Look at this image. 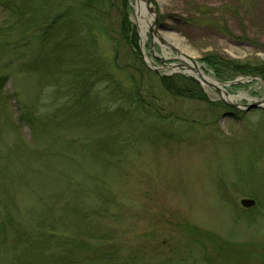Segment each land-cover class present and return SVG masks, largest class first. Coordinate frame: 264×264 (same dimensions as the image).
Instances as JSON below:
<instances>
[{"label":"rangeland","instance_id":"1","mask_svg":"<svg viewBox=\"0 0 264 264\" xmlns=\"http://www.w3.org/2000/svg\"><path fill=\"white\" fill-rule=\"evenodd\" d=\"M64 1L86 25L92 65L103 67L107 80L99 72L85 83V104L94 113L85 115L79 108L64 110L74 100L66 96L67 90L74 92L72 83L67 88L69 80L61 90L52 86V78L23 72V67L37 64L34 56L0 65V155L10 157L11 170L6 174L0 159V193L23 216L20 223L32 231H48L46 221L39 227L44 205L54 203L68 182L79 183L78 193L83 194V187L90 201L97 191L94 181H100L119 201L115 227L120 236L114 241L125 250L141 251L136 264H264V113L230 107L193 70L168 66L183 53L213 81L241 79L230 86L218 84L232 98L222 95L226 101L245 105L248 99L264 100L263 74L245 75L232 68V63L238 68L264 63V0H149L156 18L145 0ZM18 2L30 13L43 4ZM8 7L9 0H0V33L10 23ZM122 13L124 26L136 33L135 48L120 37ZM24 33L28 35L17 26L1 39L16 53L33 55L34 40L24 47L16 42ZM2 41L0 62H5L14 51L4 56ZM134 52L141 62L134 60ZM138 69L155 76L138 80ZM177 77L190 83L173 82ZM159 78L177 89L166 92ZM105 84L115 97L131 95L140 84L144 98L154 104L143 114L144 121H155L154 115L170 117L156 121L177 130L185 142H134L128 127L110 126L111 116L100 115L99 107ZM112 92L104 97L108 103L115 102ZM226 112L231 116L222 118ZM120 132L121 148L107 164L97 141ZM116 161L121 162L118 167ZM243 198L253 199L254 205L242 207ZM14 256L0 244V264Z\"/></svg>","mask_w":264,"mask_h":264},{"label":"trees","instance_id":"2","mask_svg":"<svg viewBox=\"0 0 264 264\" xmlns=\"http://www.w3.org/2000/svg\"><path fill=\"white\" fill-rule=\"evenodd\" d=\"M42 1V6L33 8L30 13L24 5H22V8L18 6V0H9V15L7 17L10 23H7L2 33H0V40L2 41V34H4L3 36H9L12 30L17 26H21L28 35L25 36L26 33H24L16 42L24 47L29 40H34L37 49L33 55L16 53V48L9 41H2L4 56L13 51L14 54L11 55L12 57L10 56L11 58L8 56V60L4 59L5 62H0V65H10L13 61L24 59L26 56L29 58L34 56L37 64L33 63V65L23 67V72L33 71L41 73L45 78H52V86L61 90V87L65 86V83L69 80L67 88L69 89L72 83L74 92L69 94L70 92L68 93L67 90L66 96L67 99L72 97L74 100L73 104L69 106L71 108L64 107V110L75 112L76 108H79L82 114L84 112L85 115H94L92 111L89 112V108L85 104L84 99L87 94L85 83L90 78L95 77V73L98 74L99 72L103 80H107V73L103 67L92 65V46L89 41H86V39H89L88 29L86 25L82 24L81 19L77 16L78 13H75L71 5H66L68 7L65 4L63 5L64 0ZM106 1L99 0L101 4ZM51 5L52 7H50ZM31 14H33V17L27 18ZM122 14L123 16L119 22L122 28L120 37L130 48H135L136 33L133 27L124 26L125 15ZM79 15L80 17L83 16L80 13ZM132 57L135 61H140L137 52L132 53ZM226 64L228 65V63ZM232 66L237 71L239 70L241 74H263L264 76V63L262 62L254 66L243 64L240 68L235 63H232ZM89 69L90 71H88ZM138 71V80H140V77H153L151 74L154 75V72L149 69H138ZM73 75L75 77H72ZM174 81L177 84L190 83L184 77H177ZM159 83L165 91L172 89L173 86L177 89L175 85L169 86L166 84L164 78H159ZM140 88L141 85L138 84L137 87H134L131 95L115 97L114 92L109 91V85L105 84L99 92L100 97L102 95L99 99V107L102 111L100 115L111 116L108 118L111 121L110 126L113 123L115 126L128 127L134 142L139 141L166 146L185 142L186 139L180 136L177 130L169 129L165 123L159 124L156 121V119H162L168 122L171 120L170 117L154 115L155 121L149 124L144 121L146 117L143 114L146 113L148 107L154 106V104L144 98ZM111 92L115 102L111 99V102L108 103L109 100L106 101L104 97L106 94L111 96L109 95ZM176 92L174 94H177ZM185 94L179 92L178 96L187 97ZM156 101L155 99L153 102ZM111 105H113L112 108H110ZM255 111L264 113L262 109H255ZM148 118H152V116L149 115ZM50 119L46 118L48 121ZM44 121L45 118L41 120L42 125H44ZM120 134L121 132L118 135L111 133L97 141V145L102 148L101 153L102 151L105 153L102 159L107 164L112 161L108 158L118 154L117 152L121 148V145L117 143ZM122 144L123 148L127 146L124 142ZM0 159L5 163L3 167L6 174H11L8 165L10 157L2 154ZM113 163L117 165L118 161ZM94 183H96L95 189L97 191H94V194L90 196V201L85 199L87 193L85 190L84 195L83 187L81 188L83 194L78 193L79 183L68 182L65 187L66 190L54 197V203H50L49 206L44 205L42 215L45 217L40 218L41 225L39 227L45 225L43 223L46 221L48 225L45 226H48L49 230L45 232L40 228L37 231H32L22 225L20 217L23 216H17V212H14L16 208L15 205L11 207L10 197L5 192L0 193V244L9 248L15 255L8 264H136L141 259V251L125 250L122 244L114 241L116 236H120L115 227V223L119 221L118 217L120 216L117 213L119 208L118 199L106 192V187L105 185L102 187V182L94 181ZM55 226L63 228L62 231H57Z\"/></svg>","mask_w":264,"mask_h":264},{"label":"water","instance_id":"3","mask_svg":"<svg viewBox=\"0 0 264 264\" xmlns=\"http://www.w3.org/2000/svg\"><path fill=\"white\" fill-rule=\"evenodd\" d=\"M145 3H146V7H147L148 11L152 12L153 13V17L156 18L155 10H154V8H152L150 6L149 0H145ZM149 30H151V28ZM150 34H151V32H150ZM163 44L166 45V43H163ZM179 54H181V57L175 58L176 59V63H172V64H170L168 66L171 67V68H175V69H184L186 71L193 70V72L196 73L201 78L200 81H202L203 84H206V85L210 86L211 88H213L216 91V93L219 95L221 100H223L228 106L233 107V108H237V109H242V110H244L245 113L250 112L251 110H254V109H262V110H264V100H260V99H256V100L248 99L247 100L248 103L245 104V105L239 104V103H230L229 101H226V99L222 98V93L227 99L229 98L228 93L225 92V90L222 87H220L219 85H223V86L234 85L236 83L241 82V79H236V80L230 81V82H220V81H217V80H214V83L208 82V81H206L205 79H203L201 77L200 70L198 69V66H197V64H196V62L194 60H192L190 57H188L187 55H185L183 53H179ZM142 55H143L142 57H143L144 61L146 63H148V60L146 59V57L144 56L143 53H142ZM183 57L189 59V61L191 62L192 66H190L187 63V61L185 59H183ZM230 114H231L230 112L223 113L222 118L224 116H227V115H230ZM240 205L242 207L249 208V207L254 205V200L250 199V198H243V199L240 200Z\"/></svg>","mask_w":264,"mask_h":264},{"label":"bare ground","instance_id":"4","mask_svg":"<svg viewBox=\"0 0 264 264\" xmlns=\"http://www.w3.org/2000/svg\"><path fill=\"white\" fill-rule=\"evenodd\" d=\"M144 32V31H143ZM200 70V69H199ZM195 75L201 80V78L195 73ZM200 75H201V77L203 78V79H205L206 81H208V82H211V83H214V81L210 78V77H208L207 75H205L203 72H201V70H200ZM222 95H223V93H222ZM231 98V97H230ZM229 98V99H230ZM232 99V98H231ZM253 100H256V99H253Z\"/></svg>","mask_w":264,"mask_h":264}]
</instances>
